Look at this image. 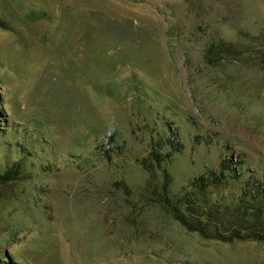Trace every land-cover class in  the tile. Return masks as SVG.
<instances>
[{
  "label": "rangeland",
  "instance_id": "1",
  "mask_svg": "<svg viewBox=\"0 0 264 264\" xmlns=\"http://www.w3.org/2000/svg\"><path fill=\"white\" fill-rule=\"evenodd\" d=\"M8 168L0 264H264V0H0Z\"/></svg>",
  "mask_w": 264,
  "mask_h": 264
},
{
  "label": "trees",
  "instance_id": "2",
  "mask_svg": "<svg viewBox=\"0 0 264 264\" xmlns=\"http://www.w3.org/2000/svg\"><path fill=\"white\" fill-rule=\"evenodd\" d=\"M15 168L5 169L4 173L0 175V180L7 181L9 180V175L14 174ZM232 207L227 206L225 211L226 213L239 214L240 212L248 213L251 215H246L249 218L241 219L240 221L245 222L244 228L249 229V222L251 221H261L264 223V186H257L255 184H250L246 190H243L234 201H232ZM239 219V218H238ZM194 230L200 232L204 235V228L199 227ZM239 234L231 236V238H239ZM264 238H259L262 240Z\"/></svg>",
  "mask_w": 264,
  "mask_h": 264
}]
</instances>
